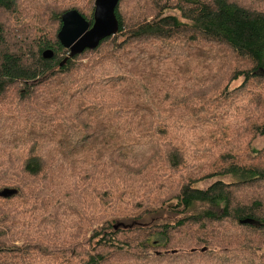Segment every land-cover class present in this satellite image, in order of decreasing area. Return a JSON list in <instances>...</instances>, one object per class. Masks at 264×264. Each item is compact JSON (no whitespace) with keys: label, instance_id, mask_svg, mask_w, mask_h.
Wrapping results in <instances>:
<instances>
[{"label":"trees","instance_id":"1","mask_svg":"<svg viewBox=\"0 0 264 264\" xmlns=\"http://www.w3.org/2000/svg\"><path fill=\"white\" fill-rule=\"evenodd\" d=\"M93 7L0 0V264H264V0Z\"/></svg>","mask_w":264,"mask_h":264},{"label":"water","instance_id":"2","mask_svg":"<svg viewBox=\"0 0 264 264\" xmlns=\"http://www.w3.org/2000/svg\"><path fill=\"white\" fill-rule=\"evenodd\" d=\"M117 3L118 0H94L92 22L75 9L67 10L62 14L57 39L69 50L70 57L85 49L95 48L102 39L116 33L118 30V20L115 15ZM42 56L51 58L53 51L45 49ZM15 192V189L5 188L0 191V196L7 197ZM242 221L253 223V220L248 218Z\"/></svg>","mask_w":264,"mask_h":264},{"label":"rangeland","instance_id":"3","mask_svg":"<svg viewBox=\"0 0 264 264\" xmlns=\"http://www.w3.org/2000/svg\"><path fill=\"white\" fill-rule=\"evenodd\" d=\"M252 146L255 147V148H260V147H263L264 146V136H257L253 141H252ZM226 180H229V178H224ZM212 180H207V181H204L201 186L202 187H205L207 186Z\"/></svg>","mask_w":264,"mask_h":264}]
</instances>
